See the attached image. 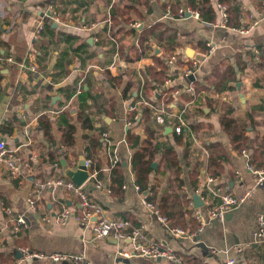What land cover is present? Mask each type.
<instances>
[{
    "label": "crops",
    "instance_id": "crops-1",
    "mask_svg": "<svg viewBox=\"0 0 264 264\" xmlns=\"http://www.w3.org/2000/svg\"><path fill=\"white\" fill-rule=\"evenodd\" d=\"M188 1L0 0V56L13 59L0 62V138L9 148L27 156L34 169L26 180L18 182L0 164V199L12 208L8 214L0 204V264H74L49 258L27 259L21 247L45 253L82 254L91 264H218L229 257H236L238 264H264V241L259 242L256 236L257 217L264 216V184L256 186L255 176L248 167L250 159H259L261 152L264 153L262 5L259 0H235L241 11V24L237 28L250 27L255 19L261 18L248 32H241L220 25L218 11L215 22H204L188 13L178 17L176 11L189 8ZM212 1L215 5L219 0ZM40 21L45 25L43 36L35 40L33 32ZM135 23L139 27H134ZM157 24V34L150 37V50L139 53L141 35ZM210 46L213 48L208 52ZM171 51L173 54L168 57ZM155 55L166 58L170 66L173 76L167 87L190 82L184 69L192 58L200 61L194 81L201 84L213 79L217 68L231 67L237 82H242L241 90L235 82V89L209 96L227 101L234 109L235 118L247 119V112L253 114L247 123L246 153L237 150L236 143L224 131L220 101H212L209 106L202 104L205 114L196 119L200 132L210 131L206 144H214L222 158L218 170L222 182L236 195L253 189V194L227 213L224 220L208 219L206 205L197 207L193 199L195 194L201 196V188L194 190L192 185L194 163H199L200 173L211 174L206 168L208 149L200 147L187 165L185 144L175 141L173 128L165 126L164 134L181 160V177L193 209L206 218L199 239L169 234L165 225L147 209L134 183L133 149L127 138L129 134H141L143 140L146 136L140 126L128 123V106L137 95L142 72L154 63ZM173 57L175 62L170 64L168 60ZM20 63L24 66L20 67ZM32 64L37 66V71L31 70ZM128 82L133 84L131 99L123 95ZM198 89L201 94L207 92L202 85ZM86 90L92 96L81 99L80 94ZM180 101L186 102L184 97ZM64 111L76 127L75 144L71 146L64 143L65 122L61 115ZM83 113L89 114L94 129L83 126L80 118ZM2 127L13 131L2 132ZM100 128L109 132L108 142L101 138L103 148L94 161L104 184L102 188L91 184L87 189L90 197L110 217L129 218L135 225L143 226L148 238L171 248L182 258V263L165 257L122 256L119 252L130 248L131 242L113 236L96 238L91 225L82 226L76 220L78 198L63 190L54 195L45 192L35 210L29 206L27 198L35 180L47 175L68 178L66 169H76L80 157L86 158L85 148ZM111 147L117 150L125 169L120 191L108 187ZM171 173L166 169L164 174ZM153 177L160 184L161 194L167 177L161 171L153 173ZM64 205L71 208L72 214L66 223H59L56 215ZM18 215H24L27 220V228L21 231L16 230Z\"/></svg>",
    "mask_w": 264,
    "mask_h": 264
},
{
    "label": "trees",
    "instance_id": "trees-1",
    "mask_svg": "<svg viewBox=\"0 0 264 264\" xmlns=\"http://www.w3.org/2000/svg\"><path fill=\"white\" fill-rule=\"evenodd\" d=\"M219 1L225 3L229 8V26L235 28L240 26L241 11L239 3L235 0ZM188 5L191 9L200 10L201 21H216L217 10L212 0H189ZM157 28H159L158 24L148 28L146 32H143L138 47L139 53L141 51V54H145V51L150 50V37L157 34ZM172 54L173 51H171L168 57L172 56ZM260 63L264 65V51L261 55ZM213 75V79L208 78L203 84L199 81H193L197 88L199 85L205 87V90L207 91L206 94L200 93L196 97L186 94L182 96L185 98L186 102L192 101L188 107V114L186 116L195 117V120L194 122H191L189 126L184 127L181 132L177 133L174 131V139L180 144H185L184 156L187 165H190L192 154L195 155L200 147L208 149L209 157L206 168L211 174L218 175L222 158L216 151L214 144H206L207 138L210 136V131L207 130L205 132H200V125H198L196 121L198 116L205 114L202 109V104L206 103L209 106L212 101H220V108L224 111L220 117L221 125L224 131L229 135L230 139L236 143L237 150L240 152H243V150H246L245 148L248 147L246 136L247 123L248 119H253V114L247 112V119L235 118L233 116L234 109L227 101L209 96L217 93L222 95L224 92L227 93L228 91L235 89L234 83L237 82V77L234 69L231 67L217 68L213 71ZM172 76L173 74H171L167 59L161 55H155L154 63L147 66L142 72V78L138 80V94L132 99V103H135L142 98L148 102L142 105V116L140 117V120L135 123V126H140L143 129L144 136L146 137L143 140L141 134L136 136H131L129 134L127 140L130 143V147L133 149L132 165L134 183L139 187V191L152 192V195L149 196V200L159 207L164 216H167L169 223L173 226L183 227L189 233H192L198 230L199 223L195 219V209L190 205L192 202L191 197L188 196V193L184 188V181L181 177V160L178 156V152L169 142L168 135L164 134L165 125L158 124L155 117V108L158 105L162 103L168 105L174 101L173 91L177 86L163 87L165 80ZM155 89H158L159 92L153 93ZM132 91L133 84L128 82L123 91L124 97L131 99L133 97ZM91 96L92 94L90 90L83 91V94H80L81 99ZM255 108L259 107L257 106ZM67 113L68 112L64 111V113L61 114L65 122L63 135L64 143H66L67 146H71L75 144L76 127L66 118ZM133 115L134 112L128 113V122L133 119ZM80 118L85 128L94 129L92 119L88 113H83ZM1 131L11 134L13 130L2 127ZM105 131L108 130L105 128L98 129V133L91 137L89 144L85 148L86 158H91L93 160V165L91 167L93 170H97L94 161L98 151L103 148V140H101V138ZM196 140L199 142L198 144ZM154 162H157L156 168L153 167ZM249 164L253 166L256 165L258 168H263L264 153L261 152V157L259 159H250ZM166 169L172 171L170 176H165L164 173ZM159 171H161L163 177H167V185L161 194L159 192L160 184L159 182L154 181L153 177V173L156 174ZM191 172L192 185L194 190H197L200 186V181L198 180V175L200 173L199 163H194ZM110 174L111 182L108 183V187H110L111 191H113V189L116 190V188L120 191L125 180V169L122 166L121 161L111 169ZM101 180L103 181V176L99 173L95 178H91V183L94 184ZM20 233L22 234V232Z\"/></svg>",
    "mask_w": 264,
    "mask_h": 264
},
{
    "label": "built area",
    "instance_id": "built-area-1",
    "mask_svg": "<svg viewBox=\"0 0 264 264\" xmlns=\"http://www.w3.org/2000/svg\"><path fill=\"white\" fill-rule=\"evenodd\" d=\"M262 5L261 17H264V0H259ZM215 8L220 16V25L230 27L228 22L230 19V13L228 6L222 1H216ZM193 15L200 19V10H194L189 8H180L177 11L178 17H184L185 14ZM57 13L54 12V17L57 18ZM261 18H257L253 21L250 27H230L233 29H238L241 32H248L252 27L256 26ZM44 22L40 21L35 26L33 32V38L35 40H40L43 36ZM134 27H139V23L133 24ZM212 46H210L208 52H211ZM175 57L168 60L170 64L175 62ZM13 61L12 57L0 56V62ZM19 66H24L20 63ZM200 66V61L196 58L189 60V64L184 69V74L189 78L190 75H195L196 70ZM110 67H113L111 65ZM31 70L37 71V66L32 64L30 66ZM172 79L168 77L163 87L169 86ZM249 84V81L245 82ZM159 92L155 89L153 93ZM201 93L199 89L195 86L193 80L187 85L176 87L173 91L174 101L168 105L162 103L155 108V117L159 124L165 126H171L173 130L177 133L181 132L184 127H187L194 122L195 117H187L188 107L192 103L182 102L181 97L186 94L192 97H196ZM138 94V91H137ZM148 103L143 98L135 103H130L128 106V112H134L133 119L130 120L129 124H134L136 121L140 120L142 116V105ZM176 110V111H175ZM103 139L108 142L109 132L105 131L102 134ZM246 153V150H243ZM119 157L117 155V150L115 147L109 149V169L111 170L118 162ZM0 164L6 168L8 175L17 180L18 182H23L26 180L30 174L34 171L33 164L31 160L19 153L16 149H11L8 147L6 141L0 138ZM85 164L89 168V179L88 182L91 183V178H95L98 174L97 170H93L91 167L93 165V160L91 158H86ZM249 169L253 172L255 178L256 186H261L264 184V167L256 168L253 165H248ZM198 179L200 181L199 191H201V198L203 203L207 208V218L208 219H219L224 220L227 213H229L233 208L244 202L253 194V189L244 191L240 195L232 193L228 186L222 182L218 175L214 174H203L199 173ZM103 181H97L92 184L95 188H102ZM139 190V187L135 185ZM65 191L71 195L78 198L79 209L76 214V220L82 226H92L94 236L96 238H107L113 236L117 240H129L131 242V247L128 249L121 250L119 254L124 257H131L134 255L144 256L149 258H168L172 261L182 263V258L178 256L174 251L165 246L161 242L154 239H150L146 236L144 232V227L139 225L135 226L131 220L126 218H116L110 217L103 206L95 202L89 195L87 189L83 185H77L71 179L60 176V175H47L44 178L35 180L32 188L29 191L27 198L29 206L35 210L37 208L38 202L45 192H50L51 194H56L58 191ZM142 200L147 209L155 215L164 225L166 230L172 236L179 238L186 237H196L201 233L205 225V217L196 209L195 218L199 223L198 230L196 232L189 233L186 229L179 226H173L169 223L167 216H164L159 207L149 200V196L152 192L145 191L141 192ZM0 204L2 208L8 213H12V208L7 205L2 199H0ZM193 206V203L191 204ZM72 212L69 206H63L62 209L56 215V221L59 223H66L70 218ZM96 216V219L93 218ZM258 230L256 231L257 240L259 242L264 241V216L259 215L257 217ZM16 230L21 231L22 228H27V220L24 215H18L16 217ZM25 258H49L54 261H66L74 264H91L84 255L76 254L71 252H55V253H45L41 251H34L29 247L20 248ZM206 264V263H203ZM218 264H238L236 257H229L225 262Z\"/></svg>",
    "mask_w": 264,
    "mask_h": 264
},
{
    "label": "water",
    "instance_id": "water-1",
    "mask_svg": "<svg viewBox=\"0 0 264 264\" xmlns=\"http://www.w3.org/2000/svg\"><path fill=\"white\" fill-rule=\"evenodd\" d=\"M190 15V14H188ZM190 80H195V75H190L189 76ZM241 85L242 82L239 81L236 83V86L238 88V90H241ZM136 95V94H135ZM170 129V128H169ZM85 160L86 158L84 156L80 157V161H79V165L76 169H72V168H67L65 171V175L71 179L73 182H75L77 185H83L85 189H89L90 186H92L89 182V168L88 166L85 164ZM125 166L127 165L126 163L124 164ZM153 167L156 168L157 167V162H154ZM30 176V175H29ZM193 199L195 201V206H202L203 205V201L201 200V196L198 194H195L193 196ZM94 220L96 219V216L93 218ZM196 238H200L199 235L196 236ZM203 246V244H201ZM161 259V258H158ZM65 263H67L66 261H64Z\"/></svg>",
    "mask_w": 264,
    "mask_h": 264
}]
</instances>
